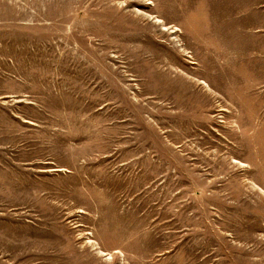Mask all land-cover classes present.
Instances as JSON below:
<instances>
[{
  "label": "rangeland",
  "instance_id": "obj_1",
  "mask_svg": "<svg viewBox=\"0 0 264 264\" xmlns=\"http://www.w3.org/2000/svg\"><path fill=\"white\" fill-rule=\"evenodd\" d=\"M0 264H264V0H0Z\"/></svg>",
  "mask_w": 264,
  "mask_h": 264
}]
</instances>
